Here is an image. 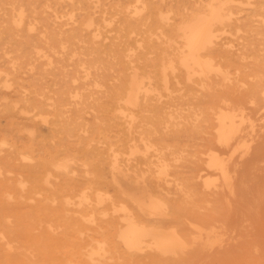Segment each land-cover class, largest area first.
Returning <instances> with one entry per match:
<instances>
[{
    "label": "bare ground",
    "instance_id": "1",
    "mask_svg": "<svg viewBox=\"0 0 264 264\" xmlns=\"http://www.w3.org/2000/svg\"><path fill=\"white\" fill-rule=\"evenodd\" d=\"M232 1L0 0V264H264V3L232 26ZM36 60L64 87L8 97ZM98 92L112 105L88 127ZM48 114L50 143L32 122ZM107 114L112 194L89 147Z\"/></svg>",
    "mask_w": 264,
    "mask_h": 264
},
{
    "label": "rangeland",
    "instance_id": "2",
    "mask_svg": "<svg viewBox=\"0 0 264 264\" xmlns=\"http://www.w3.org/2000/svg\"><path fill=\"white\" fill-rule=\"evenodd\" d=\"M172 3L177 2V0H166ZM264 3V0H233L232 4L234 5V9L236 10L232 15L231 25H242V22L245 20V17L242 15L250 10L251 6L259 5ZM264 14V10L262 11ZM63 27H67V25H63ZM36 39V38H35ZM109 37H106L105 41H109ZM241 40V39H240ZM1 43V38H0ZM239 45L237 43H233L230 45V49L234 51L239 50ZM60 63V62H59ZM59 63H54L52 65H47L45 62L36 60L34 63L33 69H30V66H25L20 69L18 74L17 81H13L10 85L5 89V93L10 98H16L21 91L29 92L34 89L33 85L38 84L40 86H44V90H46L53 97L56 96L57 92L64 87L66 84L67 77L58 67ZM6 57L1 55V46H0V66L5 67L7 65ZM43 69V72H42ZM71 65H66L64 68V72L71 73L72 71ZM65 82V83H64ZM114 83L113 79L108 80V85ZM90 102L84 103L83 110L81 112L83 122L88 126H92L94 124L95 115L100 113L96 108L95 104L97 102H109V97L103 96L100 92L93 93L89 96ZM92 102V103H91ZM95 103V104H94ZM112 105V102H109V107ZM75 113V107L72 105H66L65 114L72 116ZM108 115V114H107ZM52 114H48L46 117L47 121H44L40 118V116L35 117L32 122L34 124L36 133L41 138H47V142L53 141V138H49L51 134L54 132V127L52 126ZM107 121V129L102 131L101 133L93 132L96 136V140L92 141L89 145L90 149L93 150L91 156L98 159L100 176L102 179L101 187L103 191H106L107 194L114 193L113 185L111 184V172L108 163V154L106 150V140L102 137L103 134L108 137L109 140H116L118 136L123 134L122 125L118 122V120L113 115H108L106 117ZM4 124V117H0V126ZM264 131V128H262ZM17 141L19 143L26 142V135H21ZM170 136V135H169ZM175 139H178L180 142H184L186 137L184 135H175L170 136ZM99 139V140H98ZM197 139V138H196ZM258 140L261 141L264 146V134L258 136ZM88 147V146H87ZM256 174L258 175V184L259 191L255 195V193H250L249 198L252 200V203L256 206V210H254L256 218L260 220H264V161L260 162V168L256 170ZM84 178L80 177V181H83ZM128 189L134 190L135 188L128 187ZM253 195V196H250Z\"/></svg>",
    "mask_w": 264,
    "mask_h": 264
}]
</instances>
